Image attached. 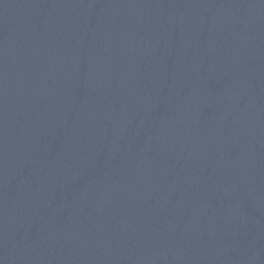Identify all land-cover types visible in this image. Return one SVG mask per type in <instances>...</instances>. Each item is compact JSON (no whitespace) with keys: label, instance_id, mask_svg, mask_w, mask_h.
<instances>
[{"label":"water","instance_id":"obj_1","mask_svg":"<svg viewBox=\"0 0 264 264\" xmlns=\"http://www.w3.org/2000/svg\"><path fill=\"white\" fill-rule=\"evenodd\" d=\"M0 264H264V0H0Z\"/></svg>","mask_w":264,"mask_h":264}]
</instances>
